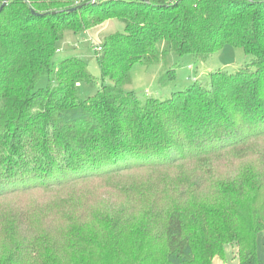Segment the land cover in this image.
Masks as SVG:
<instances>
[{
	"label": "trees",
	"instance_id": "1",
	"mask_svg": "<svg viewBox=\"0 0 264 264\" xmlns=\"http://www.w3.org/2000/svg\"><path fill=\"white\" fill-rule=\"evenodd\" d=\"M112 18L125 29L105 36L96 55L114 83L81 98L77 86L96 79L80 55H57L56 43ZM227 44L253 58L167 99L125 90L137 61L170 52L206 60ZM263 138L264 0H0V198L43 190L63 207L44 227L24 228L23 242L0 244V264H213L228 245L241 264H264ZM233 152L252 165L234 169ZM180 164L194 166L187 182L152 193L129 184L147 220L114 226L109 244L104 220L90 210L99 232L84 233L70 206L83 203L64 198L79 183L144 170L162 177Z\"/></svg>",
	"mask_w": 264,
	"mask_h": 264
},
{
	"label": "rangeland",
	"instance_id": "2",
	"mask_svg": "<svg viewBox=\"0 0 264 264\" xmlns=\"http://www.w3.org/2000/svg\"><path fill=\"white\" fill-rule=\"evenodd\" d=\"M124 29L125 23L122 20L112 18L101 24L84 28V32L66 31L63 39L57 41V55L60 57L71 54L80 55L88 62L96 79L93 83H80L77 86V92L81 98L93 96L104 85L114 83L110 77L104 75L96 51L101 49V42L105 36L122 32ZM252 58L253 55L248 54L242 46L232 44L225 45L206 60L195 59L189 54L179 55L170 52L158 63L135 62L130 70L131 82L125 85V90L137 92L143 102L149 97L167 99L172 96L174 91L187 88L194 82V79L207 83L210 70L223 68L234 71ZM169 71L174 77L166 84H161V77ZM45 83V80L40 82L42 85ZM258 145H264V138ZM252 148L257 150L258 146L255 145ZM229 155L230 160L228 159V162H233L234 169L237 167L242 169L252 165V163L243 162V160L248 159L247 156L240 158L237 152ZM237 158L240 159L237 160ZM219 161L217 164L225 163L224 158ZM193 168V165L180 164L162 177H155L154 171L144 170L128 174L130 177L123 182L113 178L103 181L104 183L101 184L79 183V185L85 184L84 188L80 186L81 188L76 191L67 189L64 191V198L74 197L77 203H83L82 209L75 208L73 204L70 206L71 210L78 216L82 225L79 227L83 228L84 233L99 232L93 231L88 223L92 214L90 210L95 211L96 217L104 220L108 229L103 233L102 243L109 244L108 232L114 226L142 227L147 220V212L142 207L143 203L137 199L138 197L129 184L134 182L146 183L145 189L152 193V186L162 188L165 185L187 182ZM234 169L227 170L226 167L220 166L221 173H227L229 176H236ZM59 195L57 192L30 190L0 198V244H12V241L15 242L12 240L13 238L23 242L21 239L26 236L23 230L30 227L32 223H40V226L44 227L50 219V214L54 216L60 208H63L60 198H56L60 197ZM64 209L68 211L69 207ZM43 212L47 213L43 215ZM63 212L67 213L66 211ZM32 230L30 236H34L37 228L34 227ZM116 231L121 230L118 228ZM112 236L114 237V235ZM237 251L236 245H228L222 256L219 255L214 258L213 264H241Z\"/></svg>",
	"mask_w": 264,
	"mask_h": 264
}]
</instances>
